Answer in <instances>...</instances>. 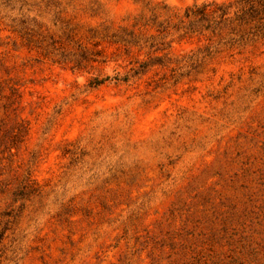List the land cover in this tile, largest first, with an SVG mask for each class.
I'll return each mask as SVG.
<instances>
[{
	"label": "rangeland",
	"instance_id": "374dc122",
	"mask_svg": "<svg viewBox=\"0 0 264 264\" xmlns=\"http://www.w3.org/2000/svg\"><path fill=\"white\" fill-rule=\"evenodd\" d=\"M231 1L0 0V264H264V36L194 14Z\"/></svg>",
	"mask_w": 264,
	"mask_h": 264
},
{
	"label": "trees",
	"instance_id": "16d2710c",
	"mask_svg": "<svg viewBox=\"0 0 264 264\" xmlns=\"http://www.w3.org/2000/svg\"><path fill=\"white\" fill-rule=\"evenodd\" d=\"M195 11L200 30L215 33L229 29L233 33L239 32L241 38L246 35V40L264 36V0H233L217 4L211 10L201 7Z\"/></svg>",
	"mask_w": 264,
	"mask_h": 264
}]
</instances>
